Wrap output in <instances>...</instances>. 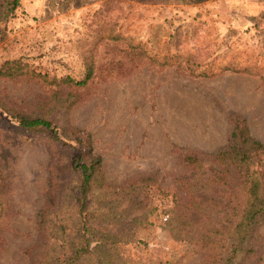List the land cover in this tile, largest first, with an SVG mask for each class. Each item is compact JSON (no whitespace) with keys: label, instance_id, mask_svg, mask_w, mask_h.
<instances>
[{"label":"rangeland","instance_id":"1","mask_svg":"<svg viewBox=\"0 0 264 264\" xmlns=\"http://www.w3.org/2000/svg\"><path fill=\"white\" fill-rule=\"evenodd\" d=\"M5 10L0 0V105L49 119L60 140L0 107V264L81 244V151L101 158L102 173L86 210L94 249L80 264H213L245 201L246 168L215 153L237 118L264 144V0H20ZM186 152L202 165H187ZM249 164L264 172V154ZM47 215L65 222L63 240L49 242ZM254 232L246 264H264V219Z\"/></svg>","mask_w":264,"mask_h":264},{"label":"trees","instance_id":"2","mask_svg":"<svg viewBox=\"0 0 264 264\" xmlns=\"http://www.w3.org/2000/svg\"><path fill=\"white\" fill-rule=\"evenodd\" d=\"M5 3V11L9 14L14 13L20 6V0H5ZM0 107L3 106L0 105ZM3 109L12 119H16L19 127L23 130L47 129L51 131L55 139L60 140V136L52 121L49 119L43 117H17L10 110L4 107ZM76 142L85 148V152H87L88 149V153H90V139L83 140V138L79 136L76 138ZM260 151L264 154V144L250 134L244 119L237 118L230 145L215 153L216 160L222 163L231 165L245 164L246 168H241L240 178V185L243 190L245 201L242 206L237 209L239 212L238 216L235 217L233 221L227 222L228 225H231L229 229V239H227L228 242L223 244L215 256L213 264H246L256 252V246L259 244L260 240L256 237L254 231L260 221L264 219V172L251 168L249 162L253 159V156ZM183 161L189 166L193 165L198 167L202 165L199 155L194 152L184 153ZM72 166L82 178L77 194L84 232L81 235L82 242L79 245L76 244L71 246L70 250L66 251L64 254H55L53 253L54 248L51 249L47 247L42 260L37 264H80V262L82 263V257L91 253L94 249L92 247L94 240L91 233H87L89 222L86 210L89 204V194L93 188L94 182L102 173L101 158L92 156L91 159H87L81 151L80 154L76 155L74 158ZM218 170L219 173L225 171L224 169ZM213 177L218 180V177ZM51 217L52 218H49L48 215L42 217V222L46 224V229L48 231L46 234L50 238L49 242L53 237L58 238V240H63V237H58V233L64 236L66 231L65 222L58 223L57 218ZM213 241L216 246L219 245L218 240ZM79 260L80 262H78Z\"/></svg>","mask_w":264,"mask_h":264}]
</instances>
